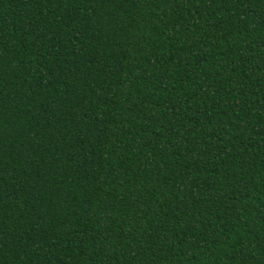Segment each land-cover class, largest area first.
I'll use <instances>...</instances> for the list:
<instances>
[{
	"label": "trees",
	"instance_id": "trees-1",
	"mask_svg": "<svg viewBox=\"0 0 264 264\" xmlns=\"http://www.w3.org/2000/svg\"><path fill=\"white\" fill-rule=\"evenodd\" d=\"M0 264H264V0H0Z\"/></svg>",
	"mask_w": 264,
	"mask_h": 264
}]
</instances>
